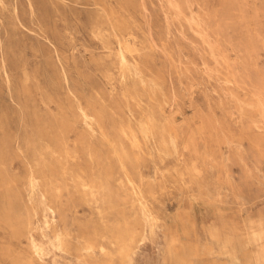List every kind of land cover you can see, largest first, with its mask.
Instances as JSON below:
<instances>
[{"label": "rangeland", "instance_id": "1", "mask_svg": "<svg viewBox=\"0 0 264 264\" xmlns=\"http://www.w3.org/2000/svg\"><path fill=\"white\" fill-rule=\"evenodd\" d=\"M249 263L264 0H0V264Z\"/></svg>", "mask_w": 264, "mask_h": 264}, {"label": "bare ground", "instance_id": "2", "mask_svg": "<svg viewBox=\"0 0 264 264\" xmlns=\"http://www.w3.org/2000/svg\"><path fill=\"white\" fill-rule=\"evenodd\" d=\"M96 6V5H95ZM14 7V6H13ZM110 20V19H109ZM169 20V19H168ZM2 24V23H1ZM177 29V28H176ZM195 46V45H194ZM181 48V47H180ZM120 54H121V63L123 64V66H124V68H130L129 67V60H128V58H127V56H126V53H125V49L122 47L121 48V52H120ZM58 56V55H57ZM61 60V59H60ZM126 71V70H125ZM65 74V73H64ZM27 78V77H26ZM122 78V77H121ZM29 80V79H28ZM171 80V79H170ZM135 87V86H134ZM124 96V95H123ZM77 100V99H76ZM77 102V101H76ZM128 102V101H127ZM152 104V103H151ZM77 105V104H76ZM179 106V105H178ZM129 109V108H128ZM84 110V109H83ZM115 112V111H114ZM84 114H85V116L86 117H88V118H90V121H92L93 120V117L91 116V115H89L86 111H84ZM95 124V123H94ZM90 125V124H89ZM146 130V129H145ZM94 135V134H93ZM137 148H138V146H137ZM159 153V152H158ZM166 156V155H165ZM163 163V162H162ZM31 178H30V184H31V188L34 190V189H36L37 188V186H38V181H37V178H36V176L34 175V174H32L31 176H30ZM37 193V192H36ZM142 205L144 206V208H146L147 207V205H146V203H142ZM263 231V228H258V229H256V228H251V232H250V234H249V236H248V240H255L256 239V237L258 236V235H260L261 234V232ZM38 248H42L40 245H38L37 246ZM37 250V249H36ZM37 251H39V250H37ZM41 251V250H40ZM107 252V251H106ZM134 252H135V246H134V244H132V243H129V242H124V247H123V250H122V256H123V259H124V261H127V260H131L132 259V257H133V254H134ZM262 261V259H259L258 260V262H261ZM249 264H251V263H249Z\"/></svg>", "mask_w": 264, "mask_h": 264}]
</instances>
